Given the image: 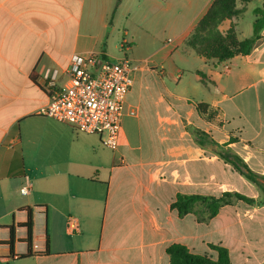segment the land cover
<instances>
[{
	"label": "crops",
	"instance_id": "crops-1",
	"mask_svg": "<svg viewBox=\"0 0 264 264\" xmlns=\"http://www.w3.org/2000/svg\"><path fill=\"white\" fill-rule=\"evenodd\" d=\"M212 1L161 40L129 23L143 3L159 9L156 0H122L115 10L116 0H0V264H169L171 244L213 260L209 245H217L228 250L230 264H264V206L233 201L205 222L170 207L177 194L260 197L220 158L221 149L264 178V0L240 4L243 13L219 25L221 32L233 26L243 40L259 22L251 52L224 62L184 44ZM161 2L169 11L170 0ZM160 30L169 35L171 24ZM145 34L153 48L135 57ZM124 44L125 55L144 67L132 73L115 151L97 135L38 114L48 102L40 85L46 70H57L61 84L73 56L115 62ZM196 130L209 143L199 145ZM28 212L38 237L31 256ZM68 217L78 233L67 231Z\"/></svg>",
	"mask_w": 264,
	"mask_h": 264
},
{
	"label": "built area",
	"instance_id": "built-area-1",
	"mask_svg": "<svg viewBox=\"0 0 264 264\" xmlns=\"http://www.w3.org/2000/svg\"><path fill=\"white\" fill-rule=\"evenodd\" d=\"M125 46H121L123 58L115 62L98 55L73 56L61 84L57 70H46L40 85L48 95V102L39 108L38 114L77 132L97 135L103 146L115 151L126 95L133 83L132 73L144 67L125 55ZM128 114L134 116L136 110L129 109ZM66 229L70 234L78 233L77 220L68 217Z\"/></svg>",
	"mask_w": 264,
	"mask_h": 264
},
{
	"label": "trees",
	"instance_id": "trees-1",
	"mask_svg": "<svg viewBox=\"0 0 264 264\" xmlns=\"http://www.w3.org/2000/svg\"><path fill=\"white\" fill-rule=\"evenodd\" d=\"M122 0H116L115 8ZM256 0H213L205 14L199 19L192 32L186 38L185 46L191 48L194 53L206 60H216L217 62L227 61L235 56L248 55L256 40L258 24L254 23V34L250 38L239 40L233 26L224 32H221L218 27L227 19L238 16L243 13L244 9L239 8L240 4ZM264 11V2L262 5ZM264 13V12H263ZM202 83L206 82L205 76L197 72ZM196 109L200 114H205L207 106L198 104ZM214 113H208L207 119H213ZM197 143L201 146L209 143L205 134L195 131ZM224 162L230 164L232 168L242 175L249 182L256 185L260 192V197L256 200L248 198L239 193L224 192L220 196H204V195H183L177 194L175 200L171 203V209L175 210L180 218L187 214H194L199 222H205L213 218L219 209L225 205L231 204L233 201H242L252 206H264V178L252 172L247 165L236 155L229 153L227 150H222L218 153ZM26 228V243L27 254H34V243L38 237L34 234L31 214L28 212L27 220L24 224ZM13 229L9 230V246L12 251ZM210 249L217 254L215 260L191 253L185 246L180 244H171L166 248V254L169 257V264H230L228 250L217 245H209Z\"/></svg>",
	"mask_w": 264,
	"mask_h": 264
},
{
	"label": "rangeland",
	"instance_id": "rangeland-1",
	"mask_svg": "<svg viewBox=\"0 0 264 264\" xmlns=\"http://www.w3.org/2000/svg\"><path fill=\"white\" fill-rule=\"evenodd\" d=\"M158 1V5L163 7L162 0ZM184 0H170V10L163 12L161 11V7L158 9L156 6L148 7L147 3H143V5L138 9H133V13L129 14V23L135 30H139L138 27H142V29L148 30L149 33H153L154 36L157 38L167 39L168 37L173 36V31L179 29L180 26L186 24L190 20H192L196 16V10L198 6L203 3L205 0H192V4L190 8H183ZM154 3H148V5H154ZM251 16V15H249ZM124 22V19H121ZM171 24L172 31L169 35H162L161 27L163 24ZM122 32V31H120ZM141 32V31H138ZM146 35V34H145ZM143 35L142 38L136 43L137 47L134 49V56L138 58H143L147 56L152 48L153 45L150 42L146 41L147 35ZM150 39V38H149ZM156 40V39H155ZM120 38L116 40L115 45V52H118L117 48L120 43ZM135 44H133L134 46ZM117 47V48H116ZM129 57H132L129 54Z\"/></svg>",
	"mask_w": 264,
	"mask_h": 264
}]
</instances>
